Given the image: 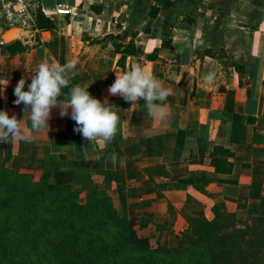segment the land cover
Instances as JSON below:
<instances>
[{
	"label": "crops",
	"instance_id": "1",
	"mask_svg": "<svg viewBox=\"0 0 264 264\" xmlns=\"http://www.w3.org/2000/svg\"><path fill=\"white\" fill-rule=\"evenodd\" d=\"M30 4L53 26L37 28L34 19L4 43L8 50L0 47V110L22 120L24 137L0 143V158L74 190H104L152 245H176L187 218L211 219L216 204L238 212L242 198L264 211V0ZM5 31L0 9V40ZM73 58L72 83L90 84L93 97L116 106L119 132L111 143L90 145L74 130L71 109L61 117L53 108L49 130L33 131L24 105L14 104L22 77L31 83L40 63ZM136 63L171 88L164 119L149 118L143 99L131 108L109 94L116 73ZM216 148L228 152L215 156L221 171L210 163Z\"/></svg>",
	"mask_w": 264,
	"mask_h": 264
},
{
	"label": "trees",
	"instance_id": "2",
	"mask_svg": "<svg viewBox=\"0 0 264 264\" xmlns=\"http://www.w3.org/2000/svg\"><path fill=\"white\" fill-rule=\"evenodd\" d=\"M35 25L53 26L39 10ZM2 46L8 50L11 44ZM219 153L228 154L221 148L211 153L217 171ZM104 179L122 180L109 172ZM237 209L228 212L216 204L211 219L187 218L176 246L154 247L137 234L132 218L116 211L104 190L55 184L49 175L35 177L30 166L11 167L4 157L0 264H264V211L242 198Z\"/></svg>",
	"mask_w": 264,
	"mask_h": 264
},
{
	"label": "clouds",
	"instance_id": "3",
	"mask_svg": "<svg viewBox=\"0 0 264 264\" xmlns=\"http://www.w3.org/2000/svg\"><path fill=\"white\" fill-rule=\"evenodd\" d=\"M78 59L67 60L64 64L44 61L38 65L31 76V83L22 77L14 88L15 105H24V115L28 114L31 130H49V120L53 108H59V115H69L75 121V131L90 142L102 141L111 143L119 132L120 117L113 111L107 99L101 101L88 91L89 85L72 83ZM211 81L212 76L205 77ZM27 83V90L25 85ZM67 89V91H64ZM113 96H120L133 106L139 105L140 99L145 101L144 108L149 118L164 119L167 115L164 102L172 94L171 88H165L162 81L138 63L130 70L117 74L108 88ZM63 97V99H59ZM130 108V109H131ZM21 121L15 115L0 110V143L10 139L18 140L22 136ZM113 162L116 155L112 156Z\"/></svg>",
	"mask_w": 264,
	"mask_h": 264
},
{
	"label": "built area",
	"instance_id": "4",
	"mask_svg": "<svg viewBox=\"0 0 264 264\" xmlns=\"http://www.w3.org/2000/svg\"><path fill=\"white\" fill-rule=\"evenodd\" d=\"M0 9L4 30L30 28L37 11L30 0H0Z\"/></svg>",
	"mask_w": 264,
	"mask_h": 264
},
{
	"label": "water",
	"instance_id": "5",
	"mask_svg": "<svg viewBox=\"0 0 264 264\" xmlns=\"http://www.w3.org/2000/svg\"><path fill=\"white\" fill-rule=\"evenodd\" d=\"M19 30L20 29H9V30H6L5 33L1 37V41H3V43L12 42L13 40H15V38L14 39H10L8 41H7V39L13 35L12 34L13 31H19Z\"/></svg>",
	"mask_w": 264,
	"mask_h": 264
},
{
	"label": "rangeland",
	"instance_id": "6",
	"mask_svg": "<svg viewBox=\"0 0 264 264\" xmlns=\"http://www.w3.org/2000/svg\"><path fill=\"white\" fill-rule=\"evenodd\" d=\"M16 33H17V31H13V32H12L13 35H12L11 37H9V38L7 39V41L10 40V39H14V38L16 37ZM34 176H35V175H34ZM37 176H38V175H37ZM37 176H35V177H37ZM158 245H161V246L163 245V246H166V247H174V246H176L177 244L174 245V246H167L166 244H155V245H153V246L156 247V246H158Z\"/></svg>",
	"mask_w": 264,
	"mask_h": 264
}]
</instances>
